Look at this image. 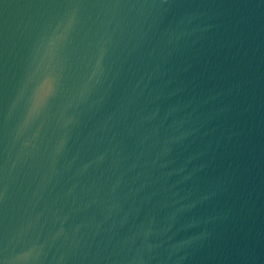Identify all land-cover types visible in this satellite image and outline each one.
<instances>
[{
	"label": "water",
	"instance_id": "obj_1",
	"mask_svg": "<svg viewBox=\"0 0 264 264\" xmlns=\"http://www.w3.org/2000/svg\"><path fill=\"white\" fill-rule=\"evenodd\" d=\"M0 264H264V0H0Z\"/></svg>",
	"mask_w": 264,
	"mask_h": 264
}]
</instances>
